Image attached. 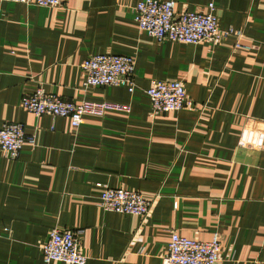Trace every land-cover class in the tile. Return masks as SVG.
Wrapping results in <instances>:
<instances>
[{
  "label": "crops",
  "instance_id": "0c3cea01",
  "mask_svg": "<svg viewBox=\"0 0 264 264\" xmlns=\"http://www.w3.org/2000/svg\"><path fill=\"white\" fill-rule=\"evenodd\" d=\"M140 1H0V128L21 123L35 137L18 160L0 151V264H45L41 248L54 229L82 232L87 264H162L173 233L200 242L219 235V264H264V0H172L180 13L214 5L218 27L243 30L247 50L232 38L159 42L138 27ZM101 54L135 58L133 92L84 88L81 65ZM155 80L182 82L193 106L154 115ZM39 89L130 111L85 115L75 130L69 118L22 109ZM253 127L261 145L241 146ZM97 185L137 192L153 209L144 221L105 211Z\"/></svg>",
  "mask_w": 264,
  "mask_h": 264
},
{
  "label": "built area",
  "instance_id": "2783aa9c",
  "mask_svg": "<svg viewBox=\"0 0 264 264\" xmlns=\"http://www.w3.org/2000/svg\"><path fill=\"white\" fill-rule=\"evenodd\" d=\"M26 6L44 8H62L68 0H0ZM215 6L209 5L208 12H177L176 2L172 0H142L135 8V20L141 31L159 42L169 41L198 45L200 43H219L234 39V49L247 50L243 43L244 32L241 29L222 30L218 27ZM135 58L129 55L101 54L90 57L82 65L85 73V89L107 86L135 89ZM148 96L154 115L177 112L193 106L187 96L185 86L180 81H158L151 83ZM25 111L39 117L69 118L72 127L77 130L83 124L85 115L102 117L107 112L130 111L127 104L112 102H89L80 104L64 101L56 95L39 89L21 102ZM263 133L259 128L245 129L241 137V146L259 147ZM35 144V137L26 133L21 123H6L0 128V151L4 157L18 160L25 142ZM103 189L100 207L109 212L124 215H137L143 221L150 215L154 202L145 199L139 193L126 189H112L97 185ZM81 231L52 230L42 245L45 264L63 262L68 264H87L88 258L81 252ZM220 236L215 235L209 242H200L173 233L168 245V252L162 264H219L221 261Z\"/></svg>",
  "mask_w": 264,
  "mask_h": 264
}]
</instances>
